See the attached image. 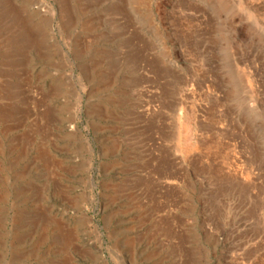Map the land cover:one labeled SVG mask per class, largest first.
Listing matches in <instances>:
<instances>
[{
	"label": "rangeland",
	"instance_id": "374dc122",
	"mask_svg": "<svg viewBox=\"0 0 264 264\" xmlns=\"http://www.w3.org/2000/svg\"><path fill=\"white\" fill-rule=\"evenodd\" d=\"M67 263L264 264V0H0V264Z\"/></svg>",
	"mask_w": 264,
	"mask_h": 264
},
{
	"label": "bare ground",
	"instance_id": "6f19581e",
	"mask_svg": "<svg viewBox=\"0 0 264 264\" xmlns=\"http://www.w3.org/2000/svg\"><path fill=\"white\" fill-rule=\"evenodd\" d=\"M8 3V2H7ZM5 11V10H4ZM23 24V23H22ZM32 26V25H31ZM31 26H29V27H31ZM27 29V28H26ZM36 30V29H35ZM21 35V34H20ZM33 35L34 36H36L34 33H33ZM29 36H31V35H29ZM21 37V36H20ZM19 39V38H18ZM131 39V38H130ZM133 39V38H132ZM23 41V40H22ZM44 46V45H43ZM8 47L10 48V50H12V47L11 46H9L8 45ZM128 53V52H127ZM130 55L132 56V57H134V52L133 51H131V53H130ZM140 56V55H139ZM31 57V56H30ZM136 57V56H135ZM86 64V63H85ZM99 71V70H98ZM47 73V72H46ZM111 76V75H110ZM177 76V75H176ZM90 87V86H89ZM31 89V88H30ZM27 91V90H26ZM28 93L30 94V92H27V95H28ZM32 93V92H31ZM29 97V96H28ZM33 97V96H32ZM29 99V98H28ZM31 100V99H30ZM35 102H33V104H34ZM35 105V104H34ZM38 107V106H37ZM35 108V107H34ZM20 112V111H19ZM3 117V116H2ZM36 119V118H35ZM38 123V122H37ZM33 125H34V123H33ZM37 127H38V125H36ZM18 151V150H17ZM23 151V150H22ZM44 153V152H43ZM20 154V153H19ZM23 156V155H22ZM17 162V161H16ZM147 162V161H146ZM29 165V164H28ZM44 168H46V167H44ZM49 171V170H48ZM36 176V175H35ZM43 176V175H42ZM20 188V187H19ZM18 189V188H17ZM26 197V196H25ZM22 216V215H21ZM49 220V219H48ZM58 221V220H57ZM60 223H62V222H60ZM66 224V223H65ZM75 224H77V223H75ZM62 226V225H61ZM55 227V226H54ZM72 228V227H71ZM60 229V228H59ZM66 231V230H65ZM64 230H62V229H60V237H62L63 239H65V238H67V234H66V232H65ZM58 234V233H57ZM20 236H21V234H20ZM20 236H15V238L17 239V240H19L20 239ZM61 239V238H60ZM59 240V239H58ZM72 240V239H71ZM124 240V239H123ZM67 241V240H66ZM74 241V240H73ZM63 242V241H62ZM68 242V241H67ZM66 242V243H67ZM69 243V242H68ZM72 243V242H71ZM66 246H68V245H66ZM93 246V245H92ZM86 247V246H85ZM90 249V248H89ZM92 250V249H91ZM83 252V251H82ZM81 252V253H82ZM86 252V251H85ZM98 253V252H97ZM95 254V253H94ZM66 260V259H65ZM68 264V263H67Z\"/></svg>",
	"mask_w": 264,
	"mask_h": 264
}]
</instances>
